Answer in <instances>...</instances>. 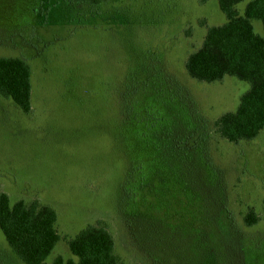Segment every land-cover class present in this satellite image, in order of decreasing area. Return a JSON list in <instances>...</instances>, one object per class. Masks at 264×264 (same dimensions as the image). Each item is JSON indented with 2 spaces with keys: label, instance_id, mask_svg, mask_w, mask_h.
I'll return each mask as SVG.
<instances>
[{
  "label": "rangeland",
  "instance_id": "374dc122",
  "mask_svg": "<svg viewBox=\"0 0 264 264\" xmlns=\"http://www.w3.org/2000/svg\"><path fill=\"white\" fill-rule=\"evenodd\" d=\"M226 20L218 0H0V56L33 86L29 113L0 95V192L56 211L47 262L101 225L119 264H264V128H217L249 83L185 66ZM0 264H24L1 228Z\"/></svg>",
  "mask_w": 264,
  "mask_h": 264
},
{
  "label": "trees",
  "instance_id": "16d2710c",
  "mask_svg": "<svg viewBox=\"0 0 264 264\" xmlns=\"http://www.w3.org/2000/svg\"><path fill=\"white\" fill-rule=\"evenodd\" d=\"M91 6L100 0H66ZM218 0L226 21L207 29L202 46L187 58L190 76L208 82L221 81L227 75L249 83L235 110L224 112L217 128L230 142L251 140L264 128V34L255 31L253 21L264 30V0ZM32 69L22 56H0V95L12 99L24 112L33 108ZM57 213L38 200L19 199L12 203L9 194L0 192V228L14 253L24 264H119L115 240L104 226L93 225L69 241L75 258H47L60 240L56 230ZM258 221L250 210L245 222Z\"/></svg>",
  "mask_w": 264,
  "mask_h": 264
}]
</instances>
